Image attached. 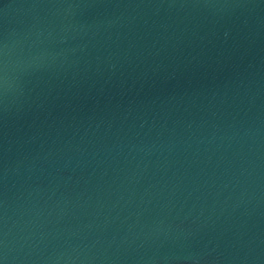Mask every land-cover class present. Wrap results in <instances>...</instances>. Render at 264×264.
Here are the masks:
<instances>
[{
    "label": "water",
    "instance_id": "1",
    "mask_svg": "<svg viewBox=\"0 0 264 264\" xmlns=\"http://www.w3.org/2000/svg\"><path fill=\"white\" fill-rule=\"evenodd\" d=\"M0 264H264V0H0Z\"/></svg>",
    "mask_w": 264,
    "mask_h": 264
}]
</instances>
